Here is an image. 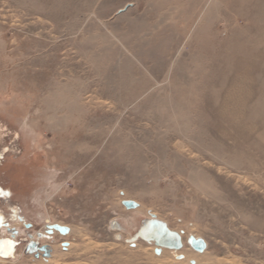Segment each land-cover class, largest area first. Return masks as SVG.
Returning <instances> with one entry per match:
<instances>
[{"label": "rangeland", "instance_id": "rangeland-1", "mask_svg": "<svg viewBox=\"0 0 264 264\" xmlns=\"http://www.w3.org/2000/svg\"><path fill=\"white\" fill-rule=\"evenodd\" d=\"M0 186L1 264H264V0H0Z\"/></svg>", "mask_w": 264, "mask_h": 264}, {"label": "flooded vegetation", "instance_id": "flooded-vegetation-1", "mask_svg": "<svg viewBox=\"0 0 264 264\" xmlns=\"http://www.w3.org/2000/svg\"><path fill=\"white\" fill-rule=\"evenodd\" d=\"M24 207L18 204L14 194L5 192L0 186V259L13 260L19 247H25L28 255L40 257L45 251H50L48 245H40L33 234V224L26 219ZM20 221L22 231L16 227ZM13 224V226H12ZM48 225L47 233H40L39 238L50 237L53 230ZM170 230L159 225L155 220H150L139 231V237L151 242L159 243L163 248L182 249V240L171 235Z\"/></svg>", "mask_w": 264, "mask_h": 264}, {"label": "water", "instance_id": "water-1", "mask_svg": "<svg viewBox=\"0 0 264 264\" xmlns=\"http://www.w3.org/2000/svg\"><path fill=\"white\" fill-rule=\"evenodd\" d=\"M126 206L129 207H135V204L133 203H126ZM159 225H161L162 227L166 228L163 224L157 222ZM51 230H57L59 231L61 234L66 235L69 232V229L65 228V227H61L58 225H54L50 227ZM167 229V228H166ZM171 235L173 236H177L179 237L176 233L173 232H169ZM190 244L192 245V247H194L195 249H197L198 251L202 252L205 250L206 245L202 240H195V239H191L190 240ZM158 247H161L162 245H160L159 243L156 244ZM50 256V252L45 251L44 257H49Z\"/></svg>", "mask_w": 264, "mask_h": 264}, {"label": "bare ground", "instance_id": "bare-ground-1", "mask_svg": "<svg viewBox=\"0 0 264 264\" xmlns=\"http://www.w3.org/2000/svg\"><path fill=\"white\" fill-rule=\"evenodd\" d=\"M165 255V254H164ZM166 256V255H165ZM57 260V259H56ZM55 260V261H56ZM126 260V259H124ZM123 259L118 261L117 264H125L126 262L124 261ZM156 260V259H155ZM3 261H6V260H3V259H0V264L3 263ZM58 261L56 262H53L52 264H57ZM51 264V263H50ZM62 264H65V263H62ZM82 264V263H80ZM116 264V263H115ZM132 264H136V263H132ZM156 264H173L172 261H161V260H157ZM211 264V263H210ZM212 264H224L223 262H220V263H212Z\"/></svg>", "mask_w": 264, "mask_h": 264}]
</instances>
